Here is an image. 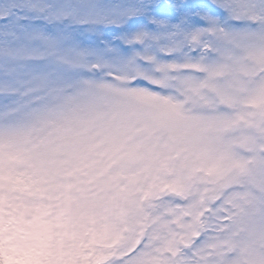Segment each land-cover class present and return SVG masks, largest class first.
Here are the masks:
<instances>
[{
  "label": "snow or ice",
  "instance_id": "snow-or-ice-1",
  "mask_svg": "<svg viewBox=\"0 0 264 264\" xmlns=\"http://www.w3.org/2000/svg\"><path fill=\"white\" fill-rule=\"evenodd\" d=\"M0 264H264V0H0Z\"/></svg>",
  "mask_w": 264,
  "mask_h": 264
}]
</instances>
